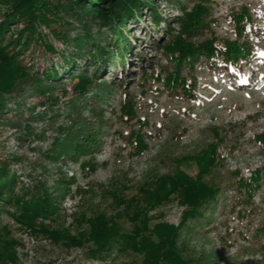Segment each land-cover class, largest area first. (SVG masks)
I'll return each instance as SVG.
<instances>
[{
    "label": "rangeland",
    "instance_id": "rangeland-1",
    "mask_svg": "<svg viewBox=\"0 0 264 264\" xmlns=\"http://www.w3.org/2000/svg\"><path fill=\"white\" fill-rule=\"evenodd\" d=\"M3 1L0 0V21L6 11ZM152 1L153 8L168 23L180 15L181 6L191 7L195 2ZM207 5L213 23L199 41L216 38L215 45L219 46L236 40L229 12L245 7L252 26L239 41H246L252 54L248 61L239 62L236 67H225L220 60L210 65L201 59L193 71L183 68L182 76L189 83L195 80L191 96L181 90L168 93L153 78L164 76L161 66L167 68L157 50L159 41H167L168 34H175L177 26L173 25L171 31L166 23L155 28L144 10L140 20L125 25L131 44L125 54L126 63L121 67L111 63L113 66L104 69L82 95L72 89L76 79H63L59 85L40 76L55 70L66 78L72 67L75 70L86 67L88 53L66 70L60 51L65 52L68 60L70 46L40 26L44 41L52 43L56 52H46L38 41L19 55L29 78L19 81L12 93L0 96V170L5 169L8 177L15 180L17 195L38 182L45 184L58 206L57 213L51 217L55 223L49 219L44 222L46 226L76 234L75 219L79 215L111 213L112 200L107 192L118 190L126 197L134 196L147 180L173 173L174 161L192 157L213 143L215 129L223 140L217 151L223 162L204 181L222 189L219 204L214 212H207L210 226L198 229L190 222L188 226L192 230L181 233L180 242L186 245L184 254L197 264H264V236H254V231L264 223V176L250 201L243 189L241 192L235 189L237 179L248 180L255 169L264 165V147L253 138L264 132V0H208ZM73 12L79 10L73 8ZM60 16L63 20L59 25L53 24L52 29L68 33V39L81 32L74 13ZM96 22L88 16L82 20L101 46L107 47L111 33L99 32ZM21 27V24L10 26L5 40L9 42ZM93 71V68L89 70ZM37 76L40 81L34 78ZM125 95L126 101L135 105V117L131 119L121 115ZM131 131L146 138L147 150L140 155H130L131 147L125 137ZM88 137L97 142L93 152L76 153V146ZM83 163H90L94 171L83 170ZM180 169L191 176L196 174L193 162L182 163ZM3 211L14 213V208H0V228L6 227L9 237L20 243L16 248L17 264L140 262V257L123 254L115 248L103 259H92L88 256V246L67 250L42 235L34 238ZM182 211L172 197L150 213L155 217L151 225L160 221L176 225ZM82 229L86 231L87 227Z\"/></svg>",
    "mask_w": 264,
    "mask_h": 264
},
{
    "label": "trees",
    "instance_id": "trees-1",
    "mask_svg": "<svg viewBox=\"0 0 264 264\" xmlns=\"http://www.w3.org/2000/svg\"><path fill=\"white\" fill-rule=\"evenodd\" d=\"M3 3L6 5V11L0 21V96L12 93L19 81L29 78L27 68L23 66L19 55L31 43L39 41L46 52H56L52 43L44 41L45 35L40 26L50 30L52 36L70 46L68 60L65 59V52L60 51L66 70L72 67V62L88 53L86 67L76 70L72 67L66 78H62V73L55 70L40 76L59 85L63 79H76L72 89L81 95L87 92L93 80H97L104 69L113 66L111 63H117L118 67L126 63L125 54L131 44L128 41V33L124 31L125 25L127 22L140 20L143 10L155 28L166 23L171 31L173 25L177 26L175 34H168V40L159 41L157 47L159 55L167 63V68L161 66L160 71L164 76L157 75L153 78L161 83L168 93L175 94L181 90L185 95H192L195 80L189 83L188 79L182 76V71L183 68L193 71L199 66L201 59L210 65L220 60L225 67H236L239 62L248 61L252 54L247 42L239 41L252 26L251 16L245 7H241L237 12H229V20L237 39L225 41L218 46L215 45L216 38L199 41L204 31H209L213 23L210 19L208 0H195L191 7L181 6L180 15H177L172 23L165 21L156 12L152 0H4ZM73 8L79 12H73ZM61 13H74L81 24V32L71 39H68V33H58L51 28L53 24L59 25L63 20ZM86 16L97 21L99 32L110 31L111 38L107 47H102L99 39L82 23ZM18 24L22 27L7 42L5 36L10 26ZM91 68L95 70L92 73L89 72ZM40 77L34 78L40 81ZM150 77L152 76L145 75V78ZM39 92L44 93L42 90ZM134 108L133 103L126 101L125 95L121 101V115L126 119L134 118ZM213 132V143L192 157L174 161L176 168L173 173L147 180L137 188L134 196L126 197L118 190L107 192L112 200L109 205L111 213L106 215L97 212L90 217L79 215L75 219L78 232L74 235L66 229L51 228V225L44 224L45 221L52 220L51 217L58 211V206L45 184L38 182L24 194L17 195L14 193L15 180L8 177L5 169L0 170V208L5 210L13 207L14 213L3 212L25 228L31 236L37 238L42 235L67 250L88 246V256L92 259H103L115 248L123 254L140 257L138 264H197L193 258L184 254L186 245L180 242V237L184 230H192L193 227L188 226L190 222L198 229L210 226L207 215L214 212L215 206L219 204L222 189L204 181L205 177L210 176L214 168L223 162V158L217 154L223 140L215 129ZM125 138L131 147V156L140 155L147 150L143 134L131 131ZM253 138L260 147H264V132ZM96 143L93 137L85 138L82 144L76 146L75 152L89 154L93 152ZM184 162L195 164L194 176L180 169ZM81 168L92 172L95 169L90 163H83ZM237 174L238 172H235V175ZM263 176L264 165L255 169L248 180L242 177L237 179L235 189L239 192L243 189L250 201L253 192L260 187ZM172 197H175L183 208L179 223L174 225L160 221L151 225L155 217L150 213L164 206ZM52 222L55 223L54 220ZM126 225H129L128 229ZM84 226L87 227L86 231L82 229ZM9 235L6 227L0 228V264H17L18 261L16 248L20 243ZM254 236H264V223L254 231Z\"/></svg>",
    "mask_w": 264,
    "mask_h": 264
},
{
    "label": "built area",
    "instance_id": "built-area-1",
    "mask_svg": "<svg viewBox=\"0 0 264 264\" xmlns=\"http://www.w3.org/2000/svg\"><path fill=\"white\" fill-rule=\"evenodd\" d=\"M35 238V237H34ZM30 239L32 240V242L34 243V241H33V239L31 238V236H30Z\"/></svg>",
    "mask_w": 264,
    "mask_h": 264
}]
</instances>
